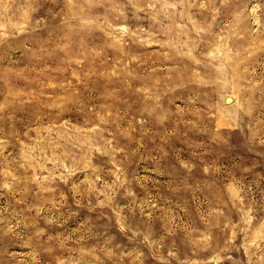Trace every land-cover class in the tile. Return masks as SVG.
<instances>
[{
  "label": "rangeland",
  "instance_id": "374dc122",
  "mask_svg": "<svg viewBox=\"0 0 264 264\" xmlns=\"http://www.w3.org/2000/svg\"><path fill=\"white\" fill-rule=\"evenodd\" d=\"M0 264H264V0H0Z\"/></svg>",
  "mask_w": 264,
  "mask_h": 264
}]
</instances>
